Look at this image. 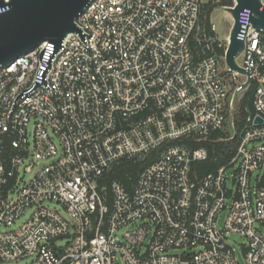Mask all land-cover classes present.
<instances>
[{"label": "built area", "instance_id": "obj_1", "mask_svg": "<svg viewBox=\"0 0 264 264\" xmlns=\"http://www.w3.org/2000/svg\"><path fill=\"white\" fill-rule=\"evenodd\" d=\"M210 1L90 0L59 47L0 65V264H264V30L239 10L232 70Z\"/></svg>", "mask_w": 264, "mask_h": 264}, {"label": "water", "instance_id": "obj_2", "mask_svg": "<svg viewBox=\"0 0 264 264\" xmlns=\"http://www.w3.org/2000/svg\"><path fill=\"white\" fill-rule=\"evenodd\" d=\"M2 2V0H0ZM90 0H9L10 8L0 13V65L11 61L44 41L59 47L71 32H79L75 19ZM251 10L250 24L264 30V4L262 0H234L232 6L224 8L232 15L229 43L225 51L227 65L239 73H246L237 64L244 48V41L238 37L240 24L237 15L240 9ZM249 79L243 84L247 86ZM262 120L256 116L254 122Z\"/></svg>", "mask_w": 264, "mask_h": 264}, {"label": "trees", "instance_id": "obj_3", "mask_svg": "<svg viewBox=\"0 0 264 264\" xmlns=\"http://www.w3.org/2000/svg\"><path fill=\"white\" fill-rule=\"evenodd\" d=\"M232 0H219V1H210L204 11L203 21L204 23L209 26L210 25V14L213 9L217 6H225V5H232ZM219 54L223 53V48H217ZM252 92L253 88L250 86L247 88L243 94L242 100L239 104V119L237 120V127H241L245 121V117L247 114L253 112L252 107ZM238 143L237 138H233L230 141L228 140H208L205 142V146L209 152L210 157L214 155L218 156V162H212L211 160L205 162H196L193 164L194 168L199 170V172H208L213 171L215 168L225 161L226 157L230 156L232 152L235 150ZM132 172V167L126 164L122 166H115L113 167L112 171L108 173L109 180L112 178H119L124 179L127 174Z\"/></svg>", "mask_w": 264, "mask_h": 264}, {"label": "rangeland", "instance_id": "obj_4", "mask_svg": "<svg viewBox=\"0 0 264 264\" xmlns=\"http://www.w3.org/2000/svg\"><path fill=\"white\" fill-rule=\"evenodd\" d=\"M210 24L215 28V32L218 36V41L222 44H225L226 38L229 36V32L233 23L232 15L223 7L217 6L213 9L210 14ZM232 87V84L229 85ZM233 116L229 117L224 128H233L231 120L237 121L239 119V109L232 111ZM224 219V214L221 216V221ZM244 239L240 236H232L231 237V244L236 249L237 255L239 260L242 262V255L239 252L237 247V243L243 242Z\"/></svg>", "mask_w": 264, "mask_h": 264}]
</instances>
